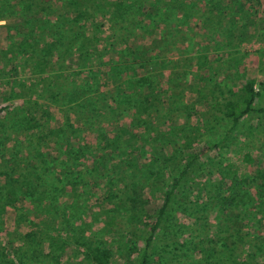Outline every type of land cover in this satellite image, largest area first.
<instances>
[{"label":"rangeland","instance_id":"obj_1","mask_svg":"<svg viewBox=\"0 0 264 264\" xmlns=\"http://www.w3.org/2000/svg\"><path fill=\"white\" fill-rule=\"evenodd\" d=\"M38 2L0 20L37 51L55 42L45 71L25 51L0 85V264H137L188 161L151 264H235L252 241L264 264V212L239 210L241 186L258 191L245 158L264 160V112L225 115L249 77L264 106V0ZM113 126L106 151L97 133Z\"/></svg>","mask_w":264,"mask_h":264},{"label":"trees","instance_id":"obj_2","mask_svg":"<svg viewBox=\"0 0 264 264\" xmlns=\"http://www.w3.org/2000/svg\"><path fill=\"white\" fill-rule=\"evenodd\" d=\"M77 2L80 6V0H73ZM10 3H16L15 5H10ZM42 4L38 2V0H0V20L6 19L14 14L16 15H29L30 13L34 12L39 6ZM14 11V12H13ZM0 28L5 30L4 32L0 33V85L4 83H13L14 76L10 73L15 70V72L20 68V62L22 61V55L25 51L30 53L32 60H35L33 63L35 69L38 71H45L47 66L50 63V54L53 53V47L55 46V42H46L43 50L37 51L35 46L28 42H21V28H14L9 23L0 24ZM48 55V56H47ZM39 56V57H38ZM14 68L13 70H9L10 68ZM132 69V68H131ZM6 70V71H5ZM5 71V72H4ZM261 96V91L256 87L255 80L251 77L247 78L244 87H243V95L240 99H229L225 102V115L232 121L233 126L238 124L239 121L253 111L264 112L263 107H256V103L258 98ZM36 116H29L26 118L27 125L29 128H34L36 125L35 123L39 124L36 121ZM51 117L50 114L48 116ZM49 129L48 132H46ZM40 131L37 135V141L43 142L46 140L50 135L48 133L54 134L56 131H59L57 127L54 125H50ZM113 131L109 129H100L97 133V140H99L98 145L100 148L105 149L106 151L110 148L115 147L117 143L116 137V126H113ZM213 146H206L201 149V151L194 156L193 158L198 157L200 154L209 151ZM134 159V157L127 155V158H124L126 161L129 160V168H133L136 166L135 160L134 162H130V160ZM245 160L250 165V171L253 173L251 178L254 180V189H257L256 196L253 194H249L248 190L245 189V186H241V189L244 187L242 192L244 193L243 197L245 200H242L241 206L237 203L233 205L238 207L241 212L245 214H251L255 210H263L264 212V160L256 161L250 154H246ZM147 164L144 166L146 167ZM190 166V161L184 164V168L180 171L177 176H174L172 180L167 184L166 190H164V198L163 203L159 209H157V216L155 221L153 222L152 227L147 233V236L144 241V247L140 251L137 264H151L152 256H153V248L156 242V235L157 232L162 225L166 215L169 213V209L174 203L176 192L181 185L182 180L184 179L188 169ZM252 180V181H253ZM256 181V182H255ZM249 189H252L250 186ZM239 192L234 191V196L238 195ZM80 198L79 193L77 194V199ZM235 200V197L233 198ZM109 211V210H108ZM141 211V210H140ZM137 216V214H136ZM233 237H239L235 231H232ZM28 236H33L32 239H35L38 235L36 233L28 234ZM258 244L252 241L248 245L247 248H244L243 255L239 256L244 258L241 263L240 261H236L235 264H253L257 263L260 264L257 260L258 258ZM238 250V248L236 249ZM39 251V250H36ZM235 255L236 252H234ZM109 257V251H103L101 255H96L95 260L99 263L106 262V259ZM238 259H241L239 258ZM216 261H208L202 258V263L200 264H213Z\"/></svg>","mask_w":264,"mask_h":264}]
</instances>
